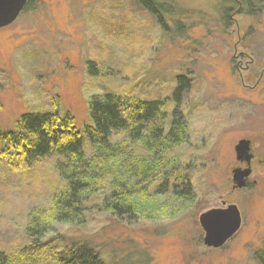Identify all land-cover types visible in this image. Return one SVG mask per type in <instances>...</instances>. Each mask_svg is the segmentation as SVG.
Segmentation results:
<instances>
[{"label":"rangeland","instance_id":"rangeland-1","mask_svg":"<svg viewBox=\"0 0 264 264\" xmlns=\"http://www.w3.org/2000/svg\"><path fill=\"white\" fill-rule=\"evenodd\" d=\"M154 1L158 13L140 0H32L0 28V131L56 109L83 132L91 97L105 91L159 100L187 125L170 157L184 160L175 175L189 176L193 201L172 216L90 213L84 225H55L31 264H50L54 245L85 244L108 264H255L263 249L264 163L250 162L241 188L232 170L244 168L234 150L241 139L264 160V0ZM53 161L21 170L0 157V251L18 264L32 242L27 213L49 206L64 184ZM229 204L240 228L222 247L205 246L200 214Z\"/></svg>","mask_w":264,"mask_h":264},{"label":"trees","instance_id":"trees-1","mask_svg":"<svg viewBox=\"0 0 264 264\" xmlns=\"http://www.w3.org/2000/svg\"><path fill=\"white\" fill-rule=\"evenodd\" d=\"M140 1L154 2L156 9L150 10L160 12V3ZM88 114L92 123L83 132L70 114L56 109L25 113L13 130L0 131V157L21 170L53 157L64 183L49 206L27 213L24 233L32 242L18 256L26 264H31L30 255H40L48 244L44 237L56 232L55 225H84L90 213L118 220L154 218L162 212L172 216L195 198L189 176L175 175L184 160L170 157L187 140L180 111L159 100L127 99L105 91L91 97ZM166 195L172 199L160 203L158 197ZM52 248L50 264H108L85 244ZM0 264L18 262L0 251ZM255 264H264V245Z\"/></svg>","mask_w":264,"mask_h":264},{"label":"water","instance_id":"water-1","mask_svg":"<svg viewBox=\"0 0 264 264\" xmlns=\"http://www.w3.org/2000/svg\"><path fill=\"white\" fill-rule=\"evenodd\" d=\"M28 0H0V28L11 24L23 11ZM251 144L248 139H241L234 146L236 160L242 166L232 170V181L235 188L246 185L251 174ZM199 223L204 231L203 243L207 247H222L240 228L241 218L236 205L229 204L225 208H215L200 214Z\"/></svg>","mask_w":264,"mask_h":264},{"label":"flooded vegetation","instance_id":"flooded-vegetation-1","mask_svg":"<svg viewBox=\"0 0 264 264\" xmlns=\"http://www.w3.org/2000/svg\"><path fill=\"white\" fill-rule=\"evenodd\" d=\"M251 154H252V158L250 160V162L252 163V161H257L258 163H264V160H261V159H258L255 155H254V152L251 151ZM250 167H251V164H250Z\"/></svg>","mask_w":264,"mask_h":264}]
</instances>
